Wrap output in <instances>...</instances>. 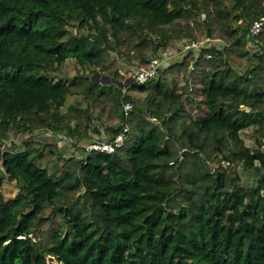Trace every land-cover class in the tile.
Listing matches in <instances>:
<instances>
[{
    "label": "trees",
    "instance_id": "16d2710c",
    "mask_svg": "<svg viewBox=\"0 0 264 264\" xmlns=\"http://www.w3.org/2000/svg\"><path fill=\"white\" fill-rule=\"evenodd\" d=\"M261 16L264 0H0V146L19 140L0 150V187L18 186L0 193V264H264ZM205 36L222 47L194 65L189 53L146 84L113 85L122 62L143 69ZM70 58L110 81L54 78ZM125 127L111 154L79 146ZM47 130L83 153L58 150L61 177L43 162L58 145L35 146Z\"/></svg>",
    "mask_w": 264,
    "mask_h": 264
},
{
    "label": "rangeland",
    "instance_id": "374dc122",
    "mask_svg": "<svg viewBox=\"0 0 264 264\" xmlns=\"http://www.w3.org/2000/svg\"><path fill=\"white\" fill-rule=\"evenodd\" d=\"M204 16V15H203ZM70 28L74 31L77 30V27L75 26H70ZM83 32H87V30H83ZM187 38L185 39H179V40H175L172 42L171 46L164 51V53L160 54L163 58V62L160 68H164L166 66H169L171 63L180 61L184 58V56H186L187 54L191 53L193 55L194 60H192L191 64H195L197 58L200 55L201 49H203L204 47H210L212 45L217 46V47H222V42H219V39H213L210 37L205 36L204 38H202V40L200 41H192L196 44L195 47L193 48H189L186 49V43H188ZM258 46H256V44L254 43V41L248 36V49L252 52L255 53L258 50ZM159 56V55H158ZM207 59H210V57L206 56ZM121 68H119L120 73H122V75L125 76V79L121 82L116 84L117 82H115L113 85H120L124 87V89H127L129 87V85L132 83V75L135 73V71L137 69H139V67L137 66H133V65H129L128 63H121ZM238 70H243L245 69L246 66H235ZM192 69L193 66L191 65L189 67V81L193 82V74H192ZM160 70V69H159ZM88 73L89 76H91L93 79H96L97 82H99L100 84H104L108 81H110L109 79H107L106 77H103L100 73H94L92 72L89 68H84L83 66H81L75 59L70 58L68 59V61L61 67V72H58L57 75H54V78H58L59 76H63V78L71 81L70 79H72L77 73ZM159 74V73H158ZM128 80H131L130 82H128ZM133 92L134 95H139V96H144V94H139L136 91H130ZM28 135H21V139L27 138ZM57 137V135H56ZM99 137V136H95L94 138ZM242 137L245 139L247 145L255 148V146H257V142H256V138H257V133L255 132V126L252 125L249 128L245 129L242 132ZM58 139H61L58 140ZM100 139V138H99ZM35 141H38V143H35L36 148H38L39 144L40 145H44V144H50V143H54L57 144L58 147L54 146V151L51 152L48 151L45 152V159L43 160L45 167L50 171L51 175L53 177H61L62 174V166H63V160H59V152L58 150H61L60 152H63V155L65 154H74L78 157H82L83 153L82 151H78L74 148V146L72 144H67L65 143V137H61V138H55V136L53 135H46V136H42L41 133L37 134L35 137ZM90 140H85L82 141L79 146H83V143H87ZM12 139H10V141L6 142L5 144H2L0 146V150L1 151H5L7 148L9 147H14V148H19V140H16V142H14L12 144ZM57 142V143H56ZM63 157V156H62ZM244 176V181H248L250 179H252V174H244L242 173ZM18 192V186H17V180L14 179H9L6 178L3 182V185L0 187V193H3L6 199H9L11 197H14L16 195V193ZM50 258V257H49ZM51 260H53L54 263L56 264H61L60 262H57L56 259L54 258H50Z\"/></svg>",
    "mask_w": 264,
    "mask_h": 264
},
{
    "label": "built area",
    "instance_id": "2783aa9c",
    "mask_svg": "<svg viewBox=\"0 0 264 264\" xmlns=\"http://www.w3.org/2000/svg\"><path fill=\"white\" fill-rule=\"evenodd\" d=\"M264 31V16L258 18L250 29V36L256 37L260 35ZM196 44L194 42L186 43V49L195 47ZM210 57L211 55H207ZM163 58L161 55L156 56L151 59V62L148 67L137 69L134 73V80L139 84H146L155 77H157L159 73V69L162 65ZM133 109V103L130 101L125 102L124 111L128 114ZM129 128L125 127L123 131L118 133L113 139H95L92 142L83 144V147L86 151H97L100 153H113L116 149L123 145L124 139L128 132Z\"/></svg>",
    "mask_w": 264,
    "mask_h": 264
},
{
    "label": "clouds",
    "instance_id": "9594fccd",
    "mask_svg": "<svg viewBox=\"0 0 264 264\" xmlns=\"http://www.w3.org/2000/svg\"><path fill=\"white\" fill-rule=\"evenodd\" d=\"M257 37V36H256ZM132 82H135V80H134V74L132 75ZM48 134H50V135H53V136H55V138H61V137H65V143H67V144H69L71 141H70V139L67 137V136H58L56 133H54L53 131H51V130H47L46 132H44V133H41V135L42 136H46V135H48ZM56 135H57V137H56ZM94 139H99V137H96V138H94ZM58 140H60L61 141V139H58ZM92 141H94V140H91V141H89V142H92ZM89 142H87V143H89ZM83 144H85V143H83ZM85 151H86V149L83 147V146H81ZM86 152H92V151H86ZM95 152H97V151H95ZM98 153H100V152H98ZM101 154H111V153H101Z\"/></svg>",
    "mask_w": 264,
    "mask_h": 264
},
{
    "label": "water",
    "instance_id": "95a60500",
    "mask_svg": "<svg viewBox=\"0 0 264 264\" xmlns=\"http://www.w3.org/2000/svg\"><path fill=\"white\" fill-rule=\"evenodd\" d=\"M131 80H128V82H130ZM119 83H121V82H119ZM122 84V83H121Z\"/></svg>",
    "mask_w": 264,
    "mask_h": 264
},
{
    "label": "crops",
    "instance_id": "0c3cea01",
    "mask_svg": "<svg viewBox=\"0 0 264 264\" xmlns=\"http://www.w3.org/2000/svg\"><path fill=\"white\" fill-rule=\"evenodd\" d=\"M100 131L102 132L103 130H102V129H100Z\"/></svg>",
    "mask_w": 264,
    "mask_h": 264
}]
</instances>
